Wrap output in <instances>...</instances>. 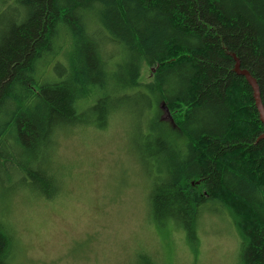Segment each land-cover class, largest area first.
Segmentation results:
<instances>
[{
	"label": "trees",
	"instance_id": "1",
	"mask_svg": "<svg viewBox=\"0 0 264 264\" xmlns=\"http://www.w3.org/2000/svg\"><path fill=\"white\" fill-rule=\"evenodd\" d=\"M1 9L16 22L0 38V175L11 187L0 264H17L11 196L33 185L40 199L61 198L59 145L112 129L123 112L134 114L151 178L149 225L172 227L169 238L182 233L198 252L205 214H224L238 264H264V125L233 57L264 104V0H0ZM146 253L145 264H173Z\"/></svg>",
	"mask_w": 264,
	"mask_h": 264
},
{
	"label": "rangeland",
	"instance_id": "2",
	"mask_svg": "<svg viewBox=\"0 0 264 264\" xmlns=\"http://www.w3.org/2000/svg\"><path fill=\"white\" fill-rule=\"evenodd\" d=\"M9 10H0V38L16 22ZM151 77L145 66L142 80ZM123 113L112 129H90L59 145L61 166L67 173L61 198L50 200L45 192L40 199L33 185L20 189L24 194L11 196L7 217L12 245L18 249L15 262L145 264L148 251L170 258L173 264H238L239 240L224 214H205L198 252L182 233L174 232L169 238L172 227L159 232L149 225L145 183L149 185L151 178L146 177L147 166L133 138L134 114ZM4 177L0 175L2 221L6 219L1 195L11 188ZM19 182L15 178L13 185Z\"/></svg>",
	"mask_w": 264,
	"mask_h": 264
},
{
	"label": "water",
	"instance_id": "3",
	"mask_svg": "<svg viewBox=\"0 0 264 264\" xmlns=\"http://www.w3.org/2000/svg\"><path fill=\"white\" fill-rule=\"evenodd\" d=\"M233 57L235 59L234 70L239 76L245 77L248 84L252 88L253 97L255 100V105H256L257 111L259 113V118H260V121L262 122V124L264 125V104L262 101L259 84H258L257 80L253 77V75L248 70L243 69L241 67L240 60L236 57V55L233 54ZM163 109L166 112V119H170L171 121H173L172 116H171L168 108L163 106ZM259 139H264V133L259 137Z\"/></svg>",
	"mask_w": 264,
	"mask_h": 264
}]
</instances>
